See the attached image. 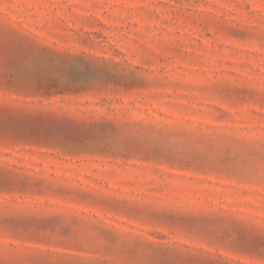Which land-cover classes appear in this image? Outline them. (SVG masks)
Returning <instances> with one entry per match:
<instances>
[{
  "label": "rangeland",
  "instance_id": "374dc122",
  "mask_svg": "<svg viewBox=\"0 0 264 264\" xmlns=\"http://www.w3.org/2000/svg\"><path fill=\"white\" fill-rule=\"evenodd\" d=\"M0 264H264V0H0Z\"/></svg>",
  "mask_w": 264,
  "mask_h": 264
}]
</instances>
